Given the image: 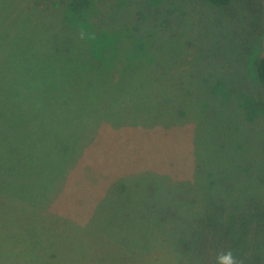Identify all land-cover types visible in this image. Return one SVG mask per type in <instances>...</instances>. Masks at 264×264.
<instances>
[{
    "label": "rangeland",
    "instance_id": "1",
    "mask_svg": "<svg viewBox=\"0 0 264 264\" xmlns=\"http://www.w3.org/2000/svg\"><path fill=\"white\" fill-rule=\"evenodd\" d=\"M263 51L264 0H0V192L131 251L157 241L166 197L177 264H264V236L236 245L218 227L264 204ZM9 204L0 264H66Z\"/></svg>",
    "mask_w": 264,
    "mask_h": 264
},
{
    "label": "trees",
    "instance_id": "2",
    "mask_svg": "<svg viewBox=\"0 0 264 264\" xmlns=\"http://www.w3.org/2000/svg\"><path fill=\"white\" fill-rule=\"evenodd\" d=\"M208 1L215 5L224 6L229 4L232 0ZM70 5H73V1H70ZM0 68H2V66H0ZM255 68L257 76L264 86V51L256 59ZM89 167L90 165L87 169ZM89 170L93 171L92 168H89ZM152 184L153 183L144 184L142 187H144L143 189H151ZM26 197L28 196L23 193V190L17 187L11 191L4 190V192H0V206L7 207L11 210L9 202L15 204V227L26 219L27 224L31 225V231L36 235L40 234V231H43L44 228L50 229V243L48 246L56 248L57 250H64L67 254V256L64 257L67 260L63 258V261L66 260V264H177L178 262L175 251L167 240L161 237V234H167V230L162 226H164V223L172 221L175 216H164L162 214L163 209L169 207L175 211L178 210L171 206L169 202L168 205L164 204L166 197L160 200V208L154 210V212L159 211L157 218L160 227L157 226L158 229H153L159 233L157 241H154L147 249H138L136 251H131L127 247V240H113L111 239L112 236L102 229L92 228L89 225L75 222L55 212L42 210L40 209L41 206H36L37 204L34 200ZM32 201L36 204L35 206ZM201 211L202 210H200V212ZM193 213L197 214V212ZM202 217H204V213H202L198 219ZM29 218L33 220L30 222ZM222 221L223 222L218 225L219 233L221 234L220 240H231L234 241V244L238 245L241 238L244 236H248L249 238L253 235L264 236V204L261 201H257L254 211L251 213L239 210L231 215L226 213ZM252 222H255L257 225L253 226L251 224ZM192 225L197 227L201 232H212L208 225L202 226L197 223V221H192ZM14 229L12 231H14ZM6 235L8 234H5L3 240H1V242L5 244L7 242ZM136 241V238H134L132 242L136 244ZM7 248L12 251L14 250V248H11L9 245H7ZM182 249L185 251L184 248ZM33 250L40 251L41 249L33 248ZM76 251L78 252L79 261L76 259Z\"/></svg>",
    "mask_w": 264,
    "mask_h": 264
},
{
    "label": "clouds",
    "instance_id": "3",
    "mask_svg": "<svg viewBox=\"0 0 264 264\" xmlns=\"http://www.w3.org/2000/svg\"><path fill=\"white\" fill-rule=\"evenodd\" d=\"M215 264H239V261L231 250H225L215 256Z\"/></svg>",
    "mask_w": 264,
    "mask_h": 264
}]
</instances>
